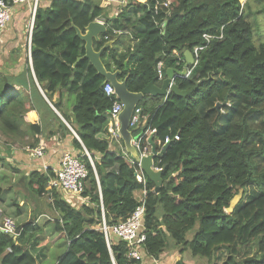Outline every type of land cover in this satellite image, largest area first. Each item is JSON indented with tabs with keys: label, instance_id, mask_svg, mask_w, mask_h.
<instances>
[{
	"label": "trees",
	"instance_id": "trees-1",
	"mask_svg": "<svg viewBox=\"0 0 264 264\" xmlns=\"http://www.w3.org/2000/svg\"><path fill=\"white\" fill-rule=\"evenodd\" d=\"M167 1L169 14L164 15L161 8L162 13L155 17L151 5ZM144 2H131L132 17L120 13L95 48L98 51L106 43L105 37L112 41L113 30L139 27L136 35L119 37L101 56L106 72L119 71L120 82L128 76V92L140 93L155 81L158 62L165 69L180 71L184 51L202 48L188 75L174 81L180 91L195 88L191 94L145 97L136 107L141 110L140 131H156L151 139L155 152L160 153L169 142L165 152L154 158L156 168L162 169L158 205L154 185L139 167L125 157L117 158L110 152L111 145L96 139L107 133V113L114 98L104 95L103 79L83 58L84 44L74 28L83 34L103 10L93 0H54L51 8L36 9L30 45L32 69L52 108L79 139L72 142V155L87 170L81 198L89 206L71 208L47 189L53 178L50 170L33 172L30 187L38 196L50 193V204L58 214L53 223L56 237L41 241L37 238L40 227L30 224L19 226L20 234L14 239L0 233V264H37L24 244L32 240L33 247L45 246L59 239L64 240L66 250L56 264H139L128 258L125 244L112 235L109 251L102 233L93 228L102 214L108 226L125 221L142 202L144 256L158 257L171 241L191 256L208 261L226 254L220 264H264V44H253V27L244 16L247 3ZM21 78L0 71V135L27 147L34 145L30 136H40L43 131L41 112L58 119L38 93L37 101L21 94L17 89ZM68 108L71 120L63 112ZM31 111L37 112L40 124L29 121ZM148 145L147 139H141V147ZM240 190L239 203L226 214ZM246 190L250 197L244 202ZM196 224L197 232L186 240L185 233ZM240 251L246 258H238Z\"/></svg>",
	"mask_w": 264,
	"mask_h": 264
},
{
	"label": "crops",
	"instance_id": "crops-1",
	"mask_svg": "<svg viewBox=\"0 0 264 264\" xmlns=\"http://www.w3.org/2000/svg\"><path fill=\"white\" fill-rule=\"evenodd\" d=\"M54 0H38L37 2V8L42 10H47L51 8ZM79 2H82L84 0H76ZM95 1L99 8L103 10L102 16L97 18L95 21L103 23L106 27V33L108 29L113 26L112 21L116 20L118 15L122 12L124 14L126 13L127 17H132V9L128 5H123V0H93ZM146 2V0H144ZM32 2L33 0H29L28 3L23 5H15L12 7L11 11V19L8 23L6 29H4L0 33V48L2 49L4 47L5 54L8 55V61L12 59L14 61V67L13 69H10L12 71H9L8 69L0 68L1 72H4L5 74H12L17 75L19 77L22 76L18 90L21 91V94L24 96H28V99L35 98V101L38 100V95L44 100V102L47 103V105L50 107V109L53 111V114L57 117L58 121L54 119V117L49 113L41 112V120H45V124L42 127V133L40 136L31 135L29 138V142L34 144L32 146L23 147L14 142H8L5 138L4 141L0 143V158H2V161L0 162V178H4L5 180L2 181L0 184L1 190H6L8 193L16 187L17 180L20 178L24 179L25 181H30V176L33 172L41 174L42 165H47L48 167L56 168L57 165L60 162V159L64 153L67 152H74L75 149L72 144L74 138L79 141L78 137H76V134L73 132L70 125L66 122L65 119H63L62 115L56 111L54 108H52L51 104L49 103L48 99L44 96V93L41 89V85L39 81L35 78L33 69H32V63H31V56H30V45L28 46V25H29V19H30V12L32 9ZM111 20L107 21L105 18ZM139 27H133V28H124L121 31H114V40L112 41V44L114 41H116L121 36H131L136 35L139 32ZM105 35V34H104ZM100 35V42L94 43L93 47L94 50L96 47H98L101 43L102 36ZM105 42H107V37L104 39ZM165 69V68H164ZM9 71V72H8ZM162 81V80H161ZM161 81H157L158 86L161 84ZM55 97H53V100ZM65 114L67 115V118L71 120V114H70V108L68 110H64ZM28 118L31 123L40 124L39 122V116L36 111H31L28 113ZM65 127H63L62 125ZM142 122H139L134 130V135L139 136L142 135L144 132L140 131V128L142 127ZM69 133L67 132V130ZM152 136L149 132H146L144 134V139L149 140L152 139ZM38 138V142L35 143V141ZM26 137L24 138V140ZM98 141H105L109 145H111L110 152L115 154L117 158L119 157H125L131 164L132 161L127 156V154L124 151L123 146L118 143H113L109 138V129H107V133L99 134L96 138ZM39 146H45V156L42 161H35L29 157V154L27 152V148H37ZM20 148V149H19ZM148 153H150V146L148 149ZM159 155H157L158 157ZM10 158V161L8 162L7 159ZM154 168L156 169L155 162L153 160ZM17 173V175H15ZM138 181H141L142 179L140 177L137 178ZM4 183H8V187L6 188ZM57 197L62 200L63 202L67 203L71 208L75 210H79L81 207L89 206V202L87 199H83L81 197H70V198H64L61 195L57 194ZM18 207L16 210L15 215L12 214L10 211L11 208L8 207L7 201H0V210L2 211L3 216L12 217L14 222H17V226H22L25 224H30L32 227L39 226L40 229L38 235L42 233L43 237L45 238L46 235L44 234V231L48 230V224L51 222L54 223L55 219L58 217L57 212H54L52 215H45L43 213L38 214V216L35 218L32 212L27 210H22L23 208V202L20 200L18 201ZM21 206V207H20ZM160 214H158L159 216ZM46 216L47 222H45L43 225H39L38 219ZM99 221V220H98ZM52 223V224H53ZM100 224V223H99ZM98 224V225H99ZM98 225H95L93 229H97ZM54 227V225H53ZM50 231V230H49ZM46 238L47 241H50L56 237V233L54 232V236H51L50 233H47ZM39 238V237H37ZM40 240H45L41 239ZM34 242V241H33ZM32 240L27 241L24 246L27 248V250L33 255V257H36V263L37 264H56L55 261H52L50 257H42L39 258V254L35 252V250H31L33 248ZM34 244V243H33ZM50 245V244H48ZM54 245V244H53ZM110 246V243L107 247ZM64 250L61 255L65 253L66 250V244L63 246ZM178 249L173 247V243H169L168 246L164 249V251L159 255V258H148L146 257L142 264H176L178 263V260H180V257H182L183 253L185 252L183 249H180L181 247H177ZM40 249V248H36ZM110 251V247H109ZM187 251V250H186ZM59 257V256H57ZM1 263V260H0Z\"/></svg>",
	"mask_w": 264,
	"mask_h": 264
},
{
	"label": "built area",
	"instance_id": "built-area-1",
	"mask_svg": "<svg viewBox=\"0 0 264 264\" xmlns=\"http://www.w3.org/2000/svg\"><path fill=\"white\" fill-rule=\"evenodd\" d=\"M29 0H0V33L6 29L8 23L11 19V11L12 7L15 5H23L28 3ZM134 0H123V5H129ZM38 0H33L32 9L30 12V19L28 25V46L31 42V32L34 24V18L36 13ZM146 2L143 3V5ZM168 15L170 9V3L164 2L159 3L155 2L151 5V11L155 17L159 16L162 13ZM162 32L164 24L161 22L158 26ZM208 40L209 37H204ZM202 48L198 47L193 50L194 59L196 60L197 54L201 51ZM155 80L161 81L164 75V64L163 62H158L155 67ZM103 93L106 97H113L114 101L112 103V107L110 111L107 113L108 117V129H109V138L114 143H120V136L118 134L120 124L118 122V115L123 110V105L118 101L117 97L114 94L113 88L105 83L103 85ZM141 110L135 109L129 123V129L135 130V127L139 123ZM133 130V131H134ZM149 132L151 135H154L156 131L146 130L142 135H139L138 140L131 141V145L138 151L140 157L146 156L148 154V147H141V139L144 138V134ZM77 137V136H76ZM168 142V141H167ZM29 157L35 161H42L44 159V146H39L33 149H26ZM87 155V154H86ZM88 157V155H87ZM91 166L93 164L89 159ZM132 164H134L132 162ZM138 166V165H137ZM44 174L47 173L48 170L53 174V178L50 179L47 183V189L53 190L58 195H61L64 198L70 197H81L84 192V182L87 179V170L83 163H81L72 153L67 152L64 153L60 159L59 164L56 168L48 167L47 165L41 166ZM160 169L156 168L155 171ZM42 173V174H43ZM46 196H50L46 194ZM51 197V196H50ZM2 212L0 211V233L5 235H10L17 237L20 234L18 231V226L15 222L9 217H2ZM145 216V204L142 202L139 206H137L134 211L128 216L125 221L119 222L113 226H108L105 223L104 216L102 214L100 225H98V231L102 233L105 238L106 244H109L110 236H114L119 239L122 243L125 244L126 248L129 250L128 258L132 261L142 264L143 260L146 258L143 246L146 241V236L143 231V221ZM109 249V247H108Z\"/></svg>",
	"mask_w": 264,
	"mask_h": 264
},
{
	"label": "water",
	"instance_id": "water-1",
	"mask_svg": "<svg viewBox=\"0 0 264 264\" xmlns=\"http://www.w3.org/2000/svg\"><path fill=\"white\" fill-rule=\"evenodd\" d=\"M74 28V27H73ZM77 38L84 44V55L83 58L89 61L96 71V74L103 79V85L105 83L109 84L114 91L115 96L118 101L123 105V110L118 115V122L120 124L118 134L120 136L121 145L124 148L125 153L130 158L135 165H138L140 172L154 185V193L158 195L159 190L163 184L161 178L162 169L155 171L153 160L157 155H162L166 148L169 145V142H166L165 145L160 150V153H156L154 146L151 144V138L148 140L150 146V153L146 156L140 157L138 151L131 145V141L138 140V136L134 135V131L129 129L130 119L137 105L145 97H160L166 98L169 94H174L178 97H186L191 94L194 90L180 91L174 81L175 79H182L188 75L189 70L195 65V59L193 52L184 51V65L182 70H176L173 68H166L164 71V76L161 81V84L158 86L157 81H151L140 93H130L126 88V82L128 76H126L123 81H119L120 72L115 71L113 73L106 72L102 62V54L112 46V41L106 42L98 51L94 50L93 44L100 42V35L106 34V27L103 23L94 21L88 24L84 30V33H80L77 28H74ZM80 58H77L75 64L79 62ZM218 108V105L216 106ZM135 177H138V174L135 173ZM160 196L158 195L159 203ZM241 199V194L238 192L236 196L230 201L229 206L225 209L226 214H231L239 203ZM13 238V236H10ZM14 239V238H13Z\"/></svg>",
	"mask_w": 264,
	"mask_h": 264
},
{
	"label": "rangeland",
	"instance_id": "rangeland-1",
	"mask_svg": "<svg viewBox=\"0 0 264 264\" xmlns=\"http://www.w3.org/2000/svg\"><path fill=\"white\" fill-rule=\"evenodd\" d=\"M239 2L241 3L242 6L245 3H247V6L244 10V16L246 18V21L248 23H250L253 27V44L255 46H258L259 44H264V0H239ZM7 58H8V55L5 54L4 47L2 49L0 48V68L8 69L9 71H12L10 69H13L14 61L12 59H10V61H8ZM3 141H4L3 137L0 135V143ZM45 149L46 148L44 146V151H45ZM7 161L9 162L10 158H8ZM39 171H41V173H43V171H45V170L42 169V167H41V169ZM15 175H17V173ZM30 179H31V176H30ZM4 180L5 179L1 177L0 178V184ZM28 180L25 181L24 179L19 178L17 180V185L12 190V192L10 191L8 193L6 190H1L0 201H2V200L7 201V205L9 208H11L10 211L12 212L13 215H15V213H16V210L18 207L17 204H18V201H20V200L23 202V208L24 209H22V210H24V211L30 210V212L33 213L35 218L40 213H43L45 215L54 214V210L50 204L49 197L48 196H38L36 193H34L32 188L29 185ZM8 185H9L8 183H6V184L4 183L3 186H5L7 188ZM239 193L241 194V197H242V194H243L242 190H240ZM256 193H258L257 190H255L254 194L256 195ZM249 197H250V194L246 190V195H245L243 201L245 202L246 200H248ZM1 216L7 217V216H3V215H1ZM11 219L13 220L12 217H11ZM38 221H39V225H41V224L43 225L45 222H47L46 216L39 218ZM15 223L17 224V222H15ZM52 223L50 222L48 224V226H49L48 230L44 231V234L46 235L45 238H49V237H47V235H48L47 233H50L51 236H54V227H53ZM196 228H197V224L194 226V228H192L191 230H189L185 233L184 238L186 240H190L192 238V236L197 232ZM40 236L43 237L42 233L40 235H38L39 239L41 238ZM41 239H44V238H41ZM170 242L171 241H168V244ZM64 244H65V242L63 239L53 240V242L50 245L36 246V247H33L31 250L34 249L35 252L39 254L38 259L48 256L51 258L52 261L56 262V259L61 256V254L64 250V248H63ZM168 244H167V246H168ZM173 247L178 249L177 247H180V246H176L173 243ZM36 248H40V249L38 250ZM180 249H183V248L181 247ZM253 249H255V248H253ZM250 253H252V252H250ZM238 255H239L238 258H240V259L246 258V256H244L241 251L239 252ZM57 256H59V257H57ZM225 257H226V254L225 255L223 254L222 257H220L219 259H216L214 261H211V260L208 261V260H206L202 257H199V256L193 257V256H191L189 251H185L183 253L182 257H180V260H178V262H182L184 264H220V262H222L225 259ZM156 258L158 259L159 256ZM34 259L36 261V257H34Z\"/></svg>",
	"mask_w": 264,
	"mask_h": 264
},
{
	"label": "clouds",
	"instance_id": "clouds-1",
	"mask_svg": "<svg viewBox=\"0 0 264 264\" xmlns=\"http://www.w3.org/2000/svg\"><path fill=\"white\" fill-rule=\"evenodd\" d=\"M164 71H165V69H164ZM164 76V75H163ZM138 178V177H137ZM19 227V226H18ZM10 236V235H9ZM14 237V236H13ZM14 238H16V237H14Z\"/></svg>",
	"mask_w": 264,
	"mask_h": 264
}]
</instances>
